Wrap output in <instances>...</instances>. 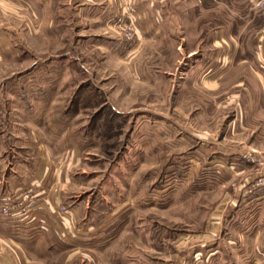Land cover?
Segmentation results:
<instances>
[{"label": "rangeland", "instance_id": "374dc122", "mask_svg": "<svg viewBox=\"0 0 264 264\" xmlns=\"http://www.w3.org/2000/svg\"><path fill=\"white\" fill-rule=\"evenodd\" d=\"M92 1L0 0V134L71 183L0 264H264V0Z\"/></svg>", "mask_w": 264, "mask_h": 264}, {"label": "crops", "instance_id": "0c3cea01", "mask_svg": "<svg viewBox=\"0 0 264 264\" xmlns=\"http://www.w3.org/2000/svg\"><path fill=\"white\" fill-rule=\"evenodd\" d=\"M84 1L86 4L94 5L92 0ZM12 139L13 141L10 142V139L6 140V137L0 134V197L19 194L29 188L48 190V210L56 212L62 205V198L71 185L69 182V163L58 165L57 156L51 152L50 146L44 147L41 140L38 141L30 137L24 138L23 136ZM43 219L42 216H36L33 219L25 217L22 220H17L16 217L6 219L11 230L8 228L0 230V234L16 232L18 235H22L24 233L25 228L21 229L20 232L19 227L14 230L16 228L11 227L10 224H27L29 227L34 222H42V224L48 222L54 227L56 221H52L53 217L46 218L48 221H43ZM60 219L62 218L57 217V220L62 222ZM63 221L68 226V222L70 223L72 220L65 218Z\"/></svg>", "mask_w": 264, "mask_h": 264}, {"label": "built area", "instance_id": "2783aa9c", "mask_svg": "<svg viewBox=\"0 0 264 264\" xmlns=\"http://www.w3.org/2000/svg\"><path fill=\"white\" fill-rule=\"evenodd\" d=\"M30 197L29 193L25 195L14 194L10 197H0V217L11 219L18 216L21 212L22 202ZM60 210H63L61 208Z\"/></svg>", "mask_w": 264, "mask_h": 264}]
</instances>
